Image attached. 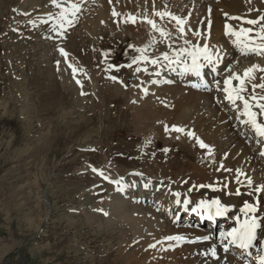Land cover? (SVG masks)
I'll return each mask as SVG.
<instances>
[{
  "label": "rangeland",
  "instance_id": "rangeland-1",
  "mask_svg": "<svg viewBox=\"0 0 264 264\" xmlns=\"http://www.w3.org/2000/svg\"><path fill=\"white\" fill-rule=\"evenodd\" d=\"M57 2L62 8L71 3H78L80 8L75 17H70L74 26L65 25L66 31L59 27L53 31L61 9L54 7L52 0H0V58L6 57V69L10 71L5 88L0 82V89L9 91L2 96L0 90V264H148V254L139 252L144 242L130 247L141 232V239L145 236L147 243L159 249L161 264L171 255L162 246L160 232L153 228L136 229L126 221L130 205L119 210L109 193L111 184L107 178L134 169L155 176L160 171V176L175 182L177 170H184V166H178L181 160L200 163L196 158L203 157L202 150L191 142L195 136L189 138L187 130L181 134L169 129L177 140L167 139L162 128L173 123L170 120L157 121L153 116L145 122V118L131 117L148 113L158 116L162 108L158 102L165 104L163 107L172 103V94L144 95L136 92L137 84L132 86L138 80L133 70L145 68L144 61L136 58L142 39L131 37L128 25L123 24L122 30L114 25L110 35L98 41L97 32L86 35L84 30L88 24L97 25L86 17L82 0ZM110 22L114 23L113 15ZM5 31L16 35L3 39ZM122 31L126 33L122 35ZM42 32L47 33V39ZM148 36L156 42L159 32ZM46 40L50 49H55V54L47 57L49 65L55 64L54 56L65 49V59L69 58L77 70L74 83L69 82L65 66V104L57 89L44 85L47 96L30 97L21 105V98L14 91L22 86L13 77L19 68L17 60L25 61V70L31 68L24 53L35 44L47 50ZM157 50L144 54L151 56ZM170 50L168 44L163 55ZM151 67L146 63V71ZM2 71L0 68V78ZM56 77L55 84L60 86ZM31 82L27 78L22 90L26 91ZM124 82L130 84L129 89L120 87ZM75 92L84 94L77 99ZM162 92L158 91L163 95ZM144 104L148 107L143 108ZM152 104L155 108L148 110ZM21 111L26 119H21ZM198 137L207 138L202 133ZM135 142L137 145L131 147ZM137 191L138 187L131 189L128 196H136ZM141 211L148 212L143 208Z\"/></svg>",
  "mask_w": 264,
  "mask_h": 264
},
{
  "label": "bare ground",
  "instance_id": "bare-ground-1",
  "mask_svg": "<svg viewBox=\"0 0 264 264\" xmlns=\"http://www.w3.org/2000/svg\"><path fill=\"white\" fill-rule=\"evenodd\" d=\"M101 1V4H89L88 0H85L86 3H81L84 6L86 5V17L90 19V23L93 24L95 20L97 25L88 24L84 28L86 35L87 33L93 34L97 32V37H94L98 41L110 35L109 33L114 28V25H119L122 30L123 24L128 25V29L130 30L127 33L131 37L141 40L143 37L140 28L143 24L146 26L147 34H153L150 25L143 23V21H136L134 24H130V22H126L128 21L126 18L132 15L143 18L149 16L161 29L171 34L168 37H163L171 45V50L168 53L170 57L181 48H188L185 40L190 41L194 45L203 46L207 44L214 52V59H216V53H218L219 57L215 73H212L207 67L203 69V80L195 76L182 74L184 64L188 63L190 65L191 63L190 58L187 56H182L179 64L170 63L168 67L164 68L163 75L153 78L151 73L168 62L162 58H153L157 60V64H152L151 68H147L148 74L142 77L143 83L140 89L145 91L143 92L144 95L155 94L169 97L172 94V103L169 107L160 108L161 114L158 116L152 112L153 114L148 113L142 116L132 114L131 117L137 120L145 118V122L149 118H153V116H156L157 121L163 119L170 120L173 123H177L176 127L194 132L195 137L192 141L186 139L192 143H195V138L199 133H202L207 137L202 139L207 147L200 151V155L203 157L196 158L200 163L186 158L181 160L178 166H184V170L182 172L179 169L177 170L175 182L163 176H160L159 179H154L148 176H139L137 173L134 175L129 173L123 178H114L121 182L123 181L122 183L129 186L127 194L133 188L138 187L140 189L141 192H135L137 195L134 198H146V204L151 205V210L146 214L141 211L143 207L137 204H131L128 199L122 198L119 193L118 196L116 194L114 196L115 205H118L120 211L124 210V205H130L125 215L126 221L131 222L136 229L153 228L159 231L160 241L163 247L167 244L177 242V240H169V237L197 239L217 231L222 232L226 223H222L220 225L221 228L218 230L211 228L207 223L201 226L198 222L196 224L193 222L192 224L191 222H179V225L186 226V228L175 229V224L173 223L177 222L175 213L184 210L183 201L185 199L190 200L188 210L183 211L185 214L190 209L196 207L202 200L211 202L213 199H219L223 205L230 207L235 205L237 208L245 200L252 203V197L256 196L255 188H264V158L261 155V152H264V140L254 135L250 127L242 123L246 119V117L240 115V112L243 110L242 104L239 101L237 105L230 104L222 90L223 81L231 76L232 73L242 76L248 68L254 65L264 68V56L254 54L241 56L232 44L234 38L223 35V29L228 17L241 16L256 18L257 15L264 12V2L262 0H251V2L249 0H219L217 2L213 0H111V3L109 0ZM207 8L210 9L209 17L206 16ZM113 11L119 15L114 16L115 23L112 26L109 20L113 15ZM157 11L179 16L185 20V35L183 37L180 36L176 23L165 17L160 18L155 16L154 12ZM86 17L84 20H87ZM202 18L205 19L200 23ZM231 25V28L234 30L240 29V25L236 22H231ZM196 32L200 33L199 37L194 35ZM125 33L122 31V35ZM150 39L152 40L154 38L150 37ZM229 69H231V72H229ZM254 75L256 79L252 83L258 84L264 82L260 79L261 76H264V72L257 71ZM164 79H167L168 83ZM59 80L61 83L60 78ZM192 82L198 83L199 88L192 89L190 87ZM237 84V81H233L234 87ZM157 90H163V95L158 93ZM111 91L113 90L111 89ZM250 92L251 88L249 86V92L244 93L246 98ZM260 94L261 91L257 89V95ZM142 100L141 102H144V99ZM261 103H264V101ZM142 106L143 108L148 107L147 104ZM152 106L153 104L150 105L148 110L155 108ZM253 111L258 112L259 110L254 108ZM171 115L174 117L170 118ZM214 139L217 140L215 144ZM236 169H238V172L235 171ZM243 172H246V177H238ZM240 179L243 182L239 181ZM249 179L252 181L251 187L247 184ZM131 180L134 181V184L130 182ZM234 180L237 181L234 182ZM193 183H195L194 188L191 186ZM241 183L244 184L243 188H239L242 195L237 198L233 196V193L237 191L235 187ZM142 184H146L147 189L143 190ZM226 184L229 185V188H225ZM198 185H206L207 187L197 189ZM156 186L160 187L159 191H156ZM213 188L219 189L220 191H213ZM248 190L252 193L251 197L245 195ZM227 192L230 194L226 195ZM172 193L180 194L179 206L176 205L177 197L173 196ZM263 197L264 193H261L259 198L264 199ZM151 200L153 201L150 202ZM159 204L163 205L162 209L158 208ZM154 208L159 212L156 213ZM171 214H173L172 217H170ZM199 214L203 215L204 213L200 212ZM255 215L259 220L264 221V206L257 207V213ZM146 216H149L148 220L145 218ZM189 219L192 218L190 217ZM261 240H264V225H262L261 229H258V243L260 245ZM183 246L186 249L183 255L179 259L175 258L178 263H181L182 260L184 262L185 260L191 264H253L242 262L243 252L237 251V253H234V251H231L232 245L228 244L227 241H222L219 247L217 246V240L202 244L196 242L190 246ZM223 246H228L229 253L222 254ZM213 247L217 249V257L219 259L213 258L209 254ZM233 253L234 258L232 260H226L227 255ZM262 253L263 249L255 253L254 261L256 263L259 261Z\"/></svg>",
  "mask_w": 264,
  "mask_h": 264
},
{
  "label": "snow or ice",
  "instance_id": "snow-or-ice-1",
  "mask_svg": "<svg viewBox=\"0 0 264 264\" xmlns=\"http://www.w3.org/2000/svg\"><path fill=\"white\" fill-rule=\"evenodd\" d=\"M111 3V0H109ZM251 2V0H249ZM264 2V0H262ZM52 4L56 8H60L61 11L58 15V19L56 21V24L53 26V31L56 30L57 27L62 29L63 31H66L67 26H74V20L70 19V17H75L77 13L80 12V8L78 7V3H71L67 7H61V4L57 2V0H52ZM113 16L119 15L115 11H113ZM154 15L160 18H164L166 13L164 12H154ZM168 18L170 20H174L176 22L177 31L180 33V36L183 37L185 35V29L184 25L186 23L185 20L178 18L174 15L167 14ZM228 19H241L240 17H228ZM264 16H260L258 19H247L244 20L243 23L247 25H261L259 31L253 32L250 28H241L239 30H234L229 25L225 24L224 26V35L226 37H233L232 40L233 46L239 51V54L241 56H247V55H257V56H264ZM135 23L136 18L134 16H131L128 18V21ZM143 23H146L147 25H150L151 29L154 32H159V35L162 37H168L171 34L166 32L165 30L161 29L156 22H154L150 18H145ZM189 31H191L189 29ZM61 32H57V35H61ZM197 37L200 36L199 32L194 33ZM255 37V38H253ZM257 40H259L261 43H257ZM185 44H188V48H181L178 52L173 53V55L170 57L168 54H164L162 59L165 61H169L170 63H177L179 64L181 62L180 58L182 56H187L190 58V65L188 63L184 64V68L182 69V74L185 75H191L200 78L203 80L202 72L204 68H209L212 73H215L217 68V60H218V53H216V59H214V52L209 48L207 44H204L203 46L200 45H194L190 41L185 40ZM136 51H140L141 53H144L145 49H136ZM60 54L62 56H67V53L63 51V49H60ZM141 60L146 61L150 64H157V60H148L146 56L142 55L140 57ZM203 61V63H201ZM137 61H134L136 63ZM70 68H72L71 65H69ZM76 69L72 68L73 75L75 76ZM139 71V69H137ZM146 71V69H145ZM264 72V68H260L259 66H252L248 68L243 75H238L235 73H232L231 76L226 78L223 81V92L226 95L227 100L232 105H237V102L239 101L240 104L243 106V110L240 112L241 116L246 117L245 120L242 121L245 125H248L250 129L255 133V135L262 140H264V103H261L264 101V94L257 95V89L261 91V93H264V82L261 83H252L256 79V76L254 75L255 72ZM229 72H231V69H229ZM157 75L159 73H156ZM261 81H264V76L260 77ZM233 81H237L238 84L234 87ZM77 84L80 83V81H76ZM195 86V85H194ZM249 86L251 88L250 94L245 97L244 93L249 92ZM206 87V85H205ZM82 95L84 93H81ZM258 109L259 111H253V109ZM166 127V131H168ZM170 131L177 132V133H184V129L173 127L170 129ZM189 138H192L194 136V133L188 132L187 133ZM196 142L199 144L200 148H206L207 146L200 141L198 138L196 139ZM165 151H168L165 149ZM210 151V150H209ZM261 155L264 156V152H261ZM93 171H96L93 169ZM98 175L103 176V173L98 172ZM243 173H240L242 175ZM247 184L249 187L252 186V181L249 179L247 181ZM147 187V185H145ZM201 187H207L206 185H201ZM213 191H218L219 189L213 188ZM191 191V189H189ZM255 192L264 193V188H255ZM236 194L239 195L240 192L237 189ZM252 193H250L251 195ZM173 196L177 197L176 203L180 204L179 199V193H172ZM190 201L185 199L183 201V207L184 210H188V205ZM193 212L204 213L205 219L208 221H214L217 217H226L230 212L231 209L226 207L221 203L219 199H213L211 202L209 201H200L196 207L192 209ZM240 213L243 217H246L242 219L240 216L235 217L236 227L232 228L230 231L221 232L220 233V239L222 241H227L228 244L233 245L234 247L242 250L250 249L254 246V242L258 240V229H261L262 225H264V221L259 220V218L255 215L257 213V204L256 202L248 203L245 202L243 207L239 209ZM107 215V213H104ZM169 240H177L182 241L183 237H169ZM205 240L208 239V237H204ZM188 242H194V241H188ZM261 246L264 247V240L260 241ZM152 247H155L153 245ZM222 250L227 253L229 251V248L227 246H223ZM213 258L219 259L217 257V249L213 247L209 253ZM258 264H264V255H261L258 261Z\"/></svg>",
  "mask_w": 264,
  "mask_h": 264
},
{
  "label": "crops",
  "instance_id": "crops-1",
  "mask_svg": "<svg viewBox=\"0 0 264 264\" xmlns=\"http://www.w3.org/2000/svg\"><path fill=\"white\" fill-rule=\"evenodd\" d=\"M58 75H61V83H60V86L61 85H65V77L63 76L62 73H59Z\"/></svg>",
  "mask_w": 264,
  "mask_h": 264
}]
</instances>
